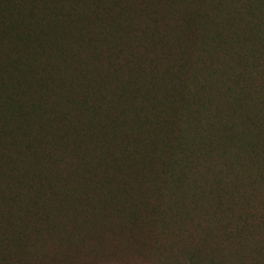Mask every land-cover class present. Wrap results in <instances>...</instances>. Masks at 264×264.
<instances>
[{"label":"trees","instance_id":"1","mask_svg":"<svg viewBox=\"0 0 264 264\" xmlns=\"http://www.w3.org/2000/svg\"><path fill=\"white\" fill-rule=\"evenodd\" d=\"M263 56L264 0H0V264L30 260L56 199H119L118 226L139 218L130 181L218 197L209 160L264 157ZM63 148L82 179L54 174Z\"/></svg>","mask_w":264,"mask_h":264},{"label":"rangeland","instance_id":"2","mask_svg":"<svg viewBox=\"0 0 264 264\" xmlns=\"http://www.w3.org/2000/svg\"><path fill=\"white\" fill-rule=\"evenodd\" d=\"M158 9L168 25L166 8L160 5ZM184 48L187 54H195L194 46ZM144 52L148 51L142 47L146 62L149 56ZM102 64L106 66V57ZM150 70L147 66L146 71ZM255 74V90L263 91L260 85H264V66H259ZM221 102L217 96L213 104ZM255 111L262 119L261 125L264 106H257ZM254 134L258 139L255 144H261L264 128ZM59 152L63 159L54 174L68 177L75 173L82 179L84 172L77 168V159L71 153L65 154V148ZM263 158L255 166L257 161L247 157L240 167L232 159L231 163L209 160L211 173L218 169L224 172L223 189L218 197L197 201L187 194L175 197L166 191L160 195L147 184L130 181L128 186L134 189L126 185L131 189L127 197L137 201L139 218L118 226L114 218L125 212L119 199H86L87 193L83 198L73 197L65 206H59L56 199L53 204L58 207L51 210L49 206L46 217L55 220L56 229L49 222L44 228L46 218L42 216L29 223L27 243L33 254L25 264H264ZM83 221L87 223L80 226Z\"/></svg>","mask_w":264,"mask_h":264}]
</instances>
